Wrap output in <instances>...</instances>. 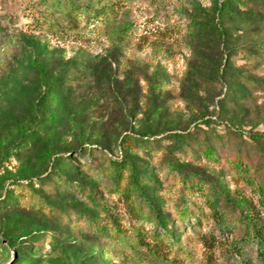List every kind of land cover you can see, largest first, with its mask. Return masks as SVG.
<instances>
[{"label":"rangeland","instance_id":"rangeland-1","mask_svg":"<svg viewBox=\"0 0 264 264\" xmlns=\"http://www.w3.org/2000/svg\"><path fill=\"white\" fill-rule=\"evenodd\" d=\"M218 4L222 13L215 0H0V149L27 135L39 140L33 151L1 164L0 202L18 183L37 182L49 166L73 185L98 191L93 202L62 189L56 206L94 218L103 214L97 202L118 214L124 234L110 240L86 227L70 228L57 215L0 210V264L228 263L233 237L216 233L211 218L205 215L200 226L176 219L180 233L157 237L155 224L129 215L120 194L110 189L112 179L95 178L85 168L90 161L98 169L127 158L142 174L155 168L165 181L160 153L140 165L138 155H127L123 140L171 130L208 139L224 154L233 146L210 137L229 135L235 152L251 154V175H260L263 163L243 132L264 134V0ZM112 5L115 11L98 13ZM110 25L129 27L126 45L109 41ZM26 39L44 61L47 84L37 77L32 51L19 47ZM108 88L117 103L106 102ZM180 167L195 183L222 182L230 196L258 204L253 186L235 182L224 158L183 160ZM184 186L176 177L160 192L172 210L179 200L202 205L200 191ZM200 232L216 233L212 248Z\"/></svg>","mask_w":264,"mask_h":264},{"label":"trees","instance_id":"trees-1","mask_svg":"<svg viewBox=\"0 0 264 264\" xmlns=\"http://www.w3.org/2000/svg\"><path fill=\"white\" fill-rule=\"evenodd\" d=\"M215 8L218 12H223L218 0H215ZM109 11H115L114 5L110 8L104 7L98 13L105 16ZM211 23L217 28V23L214 21ZM219 33L224 35L222 31ZM109 37V41L113 45L124 46L129 42V27L127 25L121 27L110 25ZM19 47L23 50L32 51V66L38 79L42 80L40 83L47 84L44 61L34 54L35 51L30 40H22ZM104 98L109 104L117 103L118 100L116 94L109 88L105 92ZM203 123L210 124L209 121ZM243 133L247 135V141L252 144L254 152L259 155L258 160L263 163L260 175H251L248 167L251 154L242 156L240 150L235 152L237 145L230 142L229 135L222 136V134L214 132L210 137L219 141L220 144L227 139L226 145L233 146L232 151L224 154L221 151H215L210 146L208 139L199 140L188 133L171 130L158 131L151 136L140 134L139 137L123 140L127 155H138L140 165H148L153 155L160 153L161 167L168 171L165 181L162 180L155 168L142 174L136 162L127 158L110 160L108 166H99L98 169L94 167V162L90 161L85 164V168L95 178L101 179L104 176L112 179L110 189L120 194L129 215L137 221L144 220L155 224L157 237L160 236L159 233L175 235V231L179 232L180 228L174 226L176 219L182 220L186 224L188 223L187 220L194 219L200 226L202 218L206 215L215 221V230H213L216 233L225 237L228 235L233 237L230 249L226 252L227 264H264V134L258 132ZM38 142L39 140L34 135H27L6 145L0 149V166L11 157L22 152L33 151ZM88 154H92V151L88 150ZM202 158L215 161H222L224 158L230 163L235 182H246L253 186L254 193L259 197L258 204L254 205L246 198L230 196L229 190L225 189V184L222 182L205 184L200 182V178L195 183L187 174H183L180 167L183 160L200 162ZM65 160L66 158L61 161ZM53 163L57 164L58 162L54 160ZM124 172L127 173L125 182H123ZM176 177L184 180L183 191L194 187L200 191L202 205L196 204L193 207H188L179 200L178 207L172 210L167 197L161 195L160 192L166 188L170 179ZM187 181H191L190 185ZM17 186V191L13 190L1 200L0 210L23 209L34 211L37 214L57 215L61 222L67 223L70 228L78 231H82L83 227H86L89 232L98 233L105 239L113 240L124 237L123 230L119 225L118 214L109 211L97 202L95 207L103 214L94 218L89 215L85 216L82 212L68 206H56L55 200L60 196L62 189L82 192L93 202H95L98 193L96 189H87L81 184L73 185L65 175L56 169L49 166L45 167L37 182L31 181L25 185L18 183ZM205 207L209 208V214H204ZM93 220H99L103 223L98 225ZM216 233L200 232V237L208 248H212L214 245Z\"/></svg>","mask_w":264,"mask_h":264}]
</instances>
